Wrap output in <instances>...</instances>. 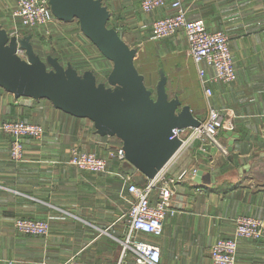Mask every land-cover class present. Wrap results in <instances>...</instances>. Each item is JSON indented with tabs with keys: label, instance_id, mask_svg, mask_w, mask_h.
Instances as JSON below:
<instances>
[{
	"label": "crops",
	"instance_id": "1",
	"mask_svg": "<svg viewBox=\"0 0 264 264\" xmlns=\"http://www.w3.org/2000/svg\"><path fill=\"white\" fill-rule=\"evenodd\" d=\"M103 1L120 34L137 47V67L139 57L152 58L149 73L155 84L163 68L169 94L178 95L201 120L208 115L209 102L225 113L219 138L227 150L197 140L179 152L161 172L177 177L188 171L172 198L176 211L166 216L162 235H140L160 245V264H211L212 244L234 236L238 215L264 221V0H182L190 19L202 18L209 29L230 34L237 78L229 83L213 80L209 101L183 31L161 40L153 35V21L171 14L170 9L145 13L142 0ZM16 2L0 0V24L7 28L21 24L13 15ZM61 22L60 27L74 26V21ZM107 67L106 75L112 66ZM208 71L215 72L212 67ZM13 118L41 123L46 134L27 138L24 159L14 161L12 138L0 133V264H63L75 254L91 264H118L128 232L123 213L129 209L119 193L127 187L120 174L128 173L109 151L121 140L96 133L90 119L66 113L48 99L16 97L0 86V121ZM228 129L235 135L227 137ZM75 144L109 157L112 171L72 165L70 148ZM198 170L203 171L201 182L195 180ZM153 197H158L157 190ZM19 217L48 219L49 233L17 231ZM123 264H138L130 250ZM237 264H264V238H241Z\"/></svg>",
	"mask_w": 264,
	"mask_h": 264
},
{
	"label": "water",
	"instance_id": "2",
	"mask_svg": "<svg viewBox=\"0 0 264 264\" xmlns=\"http://www.w3.org/2000/svg\"><path fill=\"white\" fill-rule=\"evenodd\" d=\"M61 21L77 19L82 32L112 62L105 79L93 69L83 72L53 54L35 49L32 33L12 34L0 24V86L16 97L48 99L62 111L90 119L96 133L116 136L125 150L121 167L139 184L160 174L180 150L183 141L174 129L194 127L201 119L189 104L167 90L163 68L154 89L145 81L131 46L117 28L109 26L111 11L103 0H49ZM25 50V57L18 49ZM226 136L235 135L228 129ZM229 140V149L233 148ZM140 173H137V172ZM198 170L195 180L202 181Z\"/></svg>",
	"mask_w": 264,
	"mask_h": 264
},
{
	"label": "built area",
	"instance_id": "3",
	"mask_svg": "<svg viewBox=\"0 0 264 264\" xmlns=\"http://www.w3.org/2000/svg\"><path fill=\"white\" fill-rule=\"evenodd\" d=\"M141 7L145 13L162 7L172 11L171 14L158 17L153 21V35L155 38L161 39L183 31L188 40L189 53L197 65L208 101L213 94V89L210 86L213 80L218 79L229 83L237 78L231 38L228 32L221 29H209L202 18L190 19L182 0H142ZM13 15L18 17L26 28L46 27L61 21L54 15L49 0H17ZM24 52L25 50L18 49L21 56ZM208 67L214 68V74L209 73ZM225 126L224 111L209 102L208 115L204 120H201L198 126L174 129L175 134L183 141L177 154L183 149L189 148L197 140L217 145L222 151H226L227 146L219 138ZM0 133L12 138L11 158L14 161H22L25 156L26 139L29 137L41 139L45 136L46 129L41 123L13 118L0 121ZM109 156L123 162L126 157L122 144L111 149ZM69 162L82 170L97 173L112 171L109 157L77 144L70 148ZM195 172L196 169H193L192 173ZM187 173L188 171H184L177 177L161 173L143 185L132 181V176L129 174L125 176L120 174L127 182V192L131 195V200L126 213L127 237L123 240L122 257L118 264H123L124 256L128 250L131 251L132 258L138 264H160V245L143 239L140 235L144 233L158 237L163 234L166 216L169 213L174 214L176 211L172 207L176 185ZM156 190L158 197L154 198L153 194ZM234 223V236L219 237L212 244L210 248L211 264H237L241 238L253 240L264 238V221L260 218L247 214L238 215ZM15 228L25 234L46 235L49 233L50 224L47 219L43 218L19 217L15 220ZM63 264L91 263L75 254Z\"/></svg>",
	"mask_w": 264,
	"mask_h": 264
},
{
	"label": "rangeland",
	"instance_id": "4",
	"mask_svg": "<svg viewBox=\"0 0 264 264\" xmlns=\"http://www.w3.org/2000/svg\"><path fill=\"white\" fill-rule=\"evenodd\" d=\"M71 22L74 23V26L60 27L62 22L59 21L57 24L37 28H26L18 22V25L13 23L8 26V28L12 34L19 36L32 33V41L35 49L43 57L47 54L56 55L64 65H66L68 61H71L79 72H83L86 69H93L95 73H97L98 79H105L106 74H104V72L108 68L107 63L111 67L112 62L101 53L97 46L82 32V30L80 31L77 19L71 20ZM113 22L114 20L111 21L112 24ZM156 39L161 40L162 38ZM22 56H26L25 52ZM138 60L139 68L146 74V84L154 89L156 84L151 79L149 73L152 69V58L149 57V55H146L139 57ZM205 109L206 113L207 107ZM204 117L205 116L203 115L201 118L204 119ZM119 193L125 198L126 203H128L127 208H129L131 195L127 192V187L123 185L120 188ZM127 212L128 209L124 210L123 215H126L125 219L127 217Z\"/></svg>",
	"mask_w": 264,
	"mask_h": 264
},
{
	"label": "trees",
	"instance_id": "5",
	"mask_svg": "<svg viewBox=\"0 0 264 264\" xmlns=\"http://www.w3.org/2000/svg\"><path fill=\"white\" fill-rule=\"evenodd\" d=\"M108 24H109V26H113V27H115L114 23H113V24L111 23V19L109 20V23H108ZM115 28H116V27H115Z\"/></svg>",
	"mask_w": 264,
	"mask_h": 264
}]
</instances>
